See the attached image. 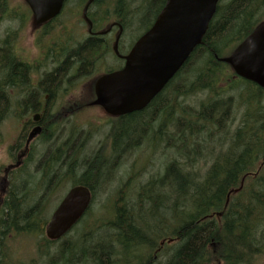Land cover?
Listing matches in <instances>:
<instances>
[{
	"label": "trees",
	"instance_id": "trees-1",
	"mask_svg": "<svg viewBox=\"0 0 264 264\" xmlns=\"http://www.w3.org/2000/svg\"><path fill=\"white\" fill-rule=\"evenodd\" d=\"M126 1L128 6H131L132 1H139L131 15L129 7L128 21L127 13L125 15L122 12ZM222 1L217 6L203 42L194 49L183 68L157 96L159 111L153 114L150 109L143 117V113H139V116L136 113L128 115L126 127L120 128V137L123 136L120 143L115 144L114 148L109 147L113 158L107 155L105 148L88 155L85 144V155L82 158L85 162H70V174L75 172L76 167L84 169L74 185H87L97 196L102 184L114 178L115 167L123 155L127 152L131 155L132 149L141 145V140L138 143L135 141L140 129L149 137V142H167V147L173 149L177 157L173 156L165 171L151 175L137 200L142 204L152 201L150 210L161 209L159 212L163 211L166 215L156 233L159 241L169 237L180 238L177 243H165L164 248L155 244L159 250L171 247L167 264H253L264 256V89L238 77L227 63L220 61L221 57L230 54L264 22V0H229L225 4ZM102 2L95 0L94 4L100 5ZM129 2L116 0L115 4L114 12L124 31L130 25L129 18L139 13L145 14L144 11L154 14L151 26L166 0ZM9 16L17 17L16 11L12 10L11 0H0V25ZM8 32L4 38H0V68L9 71L5 79H2L3 85L19 78L26 80L27 76L25 67L15 62L9 53L8 43L12 44L17 31ZM102 42L101 38L89 37L71 53L72 58L80 63V70L91 71L95 57L103 54L102 50L101 54L98 53L96 48ZM55 77L56 72L47 79L52 82ZM177 79L180 82L173 85ZM1 86L0 83V101L5 95ZM48 92L51 98V90ZM199 93H205V99L200 100L196 106L185 105L187 98ZM179 98L182 100L177 104ZM2 110L0 108V117ZM158 117L162 123L153 128ZM169 126L174 130L170 131ZM46 150L47 153H53L52 148ZM78 154L79 150L73 153L76 157ZM202 161L207 166L206 170L199 167ZM51 168L49 166L44 170L39 185L46 183ZM106 172H110V176L102 179V173ZM129 182L130 178L128 187ZM55 186L56 183L51 185L47 194ZM158 187V190H153ZM162 187L169 188L170 192L161 193ZM20 197L21 201H28L24 195ZM160 197H163V201H158ZM15 202L14 196L7 197L0 213V264H22L15 261L5 240L9 239L13 229L32 231L37 223H31V212L41 210L40 207L34 209V206L24 208ZM44 207L45 204L42 210ZM125 209L126 206L120 207L118 226L123 224ZM219 212L222 215L218 216ZM37 217L34 218L36 222ZM169 222L172 227H169ZM123 227H119L120 231L112 235V242L143 251L134 239L137 231L124 230ZM93 243L91 241L88 245L86 242L80 248L72 242L71 247L65 246L61 250L57 248L60 255L50 257L49 264H112V259L103 254L112 250V246L94 248ZM142 264L145 262L142 261Z\"/></svg>",
	"mask_w": 264,
	"mask_h": 264
},
{
	"label": "flooded vegetation",
	"instance_id": "flooded-vegetation-1",
	"mask_svg": "<svg viewBox=\"0 0 264 264\" xmlns=\"http://www.w3.org/2000/svg\"><path fill=\"white\" fill-rule=\"evenodd\" d=\"M70 2H73V8L70 7L67 11L69 14L67 16L68 23L64 21V24H60L58 18L64 13ZM86 2L87 0H66L62 12L57 17L34 28L32 30V34L35 36L34 51L29 53L28 48L22 46L20 28L17 30L12 44L8 43L9 53L13 55L15 62L25 67L27 76L26 80L19 78L12 83L3 85L2 79H5L9 71L3 67L2 70L0 68L1 90L6 95L0 101V108L3 109L0 126L9 123L15 125L17 130L16 137L6 151L7 160L0 165V213L5 207L6 198H10V195L15 197V203L18 206L21 204L24 208L34 206V209L40 207L42 210V206L48 203L49 196L57 189L58 183H62L64 178L67 179L70 176V162H85L82 158L85 155L83 151L86 143L92 145L93 150L96 151L103 144L114 148V145L120 143V139L123 137H120L122 129H117V126L126 124L128 115L147 114L150 109L153 114L159 111L160 102L157 97L153 98L144 109L119 116H112L102 106L95 104L96 78L121 69L125 64L123 56L127 55L129 51L127 44L122 41V37L119 39L118 52L114 50L120 29L118 25L110 26L109 32L102 34L96 18L90 13H88V18L92 22V26L88 24V20L84 16ZM79 6L80 10L77 12L75 8ZM24 7L26 10H15L16 14L32 17L30 8L26 4ZM22 11H25L26 14ZM70 22L73 24L69 25ZM81 22L87 24L88 33L86 35L78 31V28L82 26ZM118 22V20L113 21V23ZM77 31L79 35H77ZM89 37L103 40L100 46L96 47L97 52L101 54L102 50L103 54L95 57L96 62L94 61L90 72L80 70V63L71 56V53ZM1 45L2 42H0ZM109 55H112L113 62L111 63L105 62ZM99 61L102 62V65L96 67ZM66 62L68 63L65 65ZM114 62L115 64H113ZM63 65L64 67H62ZM101 67H106V69L101 71ZM55 72V80L49 82L47 77ZM48 90H51V98ZM95 113L101 116L96 122V126L92 123V118L88 117ZM140 130L135 137L137 143L139 140L142 141L140 147L129 158L128 152L123 155V159L115 167V177L112 180L116 181L121 175L128 176V165L137 161L138 151L143 144L149 146L158 144V140L149 142V137L144 135L142 129ZM47 148H52L53 153H47ZM76 150H79L77 157L73 155ZM109 156L113 158V155ZM49 166L53 168H51L46 183L39 185L43 179L44 170ZM117 167L119 168L116 170ZM81 171L83 173L84 169L77 167V172ZM103 174V178H105L111 173ZM54 183H56L55 188L47 194L46 191ZM126 190L128 194V188ZM21 194L28 198L27 202L21 201ZM128 206L130 208L128 217L125 218L127 223L124 230H128L129 227V230L137 231L134 239L138 241L143 252L134 247L116 244L112 242L113 238L108 242L105 240L94 242L93 247L101 246L103 248L111 245L112 250L103 254L112 259V264H142V261L145 264H154L156 261L167 264L171 249L169 251H166V248L163 249L165 239L159 242L158 235H156L159 226L164 221V218H156L160 209L154 208V211L149 213L152 218L146 219L139 211L145 206V203H130ZM45 209L46 207H44ZM34 213L36 215V211ZM116 223L114 220L112 226H118ZM142 232L143 234H141ZM126 236L128 235L126 234ZM169 238L171 241L175 240V243L180 240L178 237ZM91 241L92 238L90 243ZM155 244L162 245L163 248L159 250Z\"/></svg>",
	"mask_w": 264,
	"mask_h": 264
},
{
	"label": "water",
	"instance_id": "water-1",
	"mask_svg": "<svg viewBox=\"0 0 264 264\" xmlns=\"http://www.w3.org/2000/svg\"><path fill=\"white\" fill-rule=\"evenodd\" d=\"M25 2L33 12L34 24L40 25L60 14L65 0ZM93 2L88 0L84 8L87 19L89 6ZM218 3L219 0H166L153 25L124 56V67L97 79L95 103L112 115L143 109L203 42ZM88 22L92 25L90 20ZM220 60L228 63L237 76L264 88V22L231 54ZM91 200L92 193L88 187L78 185L71 188L48 222L47 236L52 240L61 238L82 217Z\"/></svg>",
	"mask_w": 264,
	"mask_h": 264
},
{
	"label": "rangeland",
	"instance_id": "rangeland-1",
	"mask_svg": "<svg viewBox=\"0 0 264 264\" xmlns=\"http://www.w3.org/2000/svg\"><path fill=\"white\" fill-rule=\"evenodd\" d=\"M130 0H128V3ZM229 0H223L222 3L224 2L227 3ZM109 3V4H108ZM116 0H103V2L100 5H92L90 9V14L93 15L97 22L98 25L100 26V30L104 31L108 29V25L113 22L114 20L117 19V15L115 14L116 10ZM126 6L124 5L122 7V12L126 15L127 13V21H128V9L130 7V15L132 14V10L136 8V6L139 4V1H132L131 6H128L127 1H126ZM25 2L24 0H11V6L12 10H22L26 9L24 7ZM71 8H73V2H70V5L65 9L64 13L58 18L60 20V24H64V21L67 22L68 18L67 16L69 15L67 11ZM76 11L78 12L80 10V6L78 8H75ZM109 9V10H107ZM106 10L108 11V15L106 14ZM25 13V11H22ZM121 12V13H122ZM145 14L139 13L137 16H133L129 18L130 25L127 26L126 30L124 31V35H122V40L127 44V49H129L133 46V44L137 41V39L149 28L151 21L153 20L154 14H150L148 11H144ZM26 14V13H25ZM105 14L107 15V18L105 19ZM27 15L23 14H17L16 18H13L12 16H9L6 20H4L1 25H0V38H4L8 31H17L19 28L21 29L19 31L22 32L20 34V38L22 39V46H26L28 48V52H32L35 50V36L32 34V30L36 28L33 26V20L32 22L30 18H26ZM82 17V15H81ZM26 18V19H25ZM83 18V17H82ZM72 22L69 23L71 25ZM73 24V23H72ZM80 25L81 27L78 28L79 32H82L83 35H86L88 33L87 29V24L84 22H81ZM77 31V35H79V32ZM5 32V33H4ZM79 38V37H77ZM226 51V48L224 49ZM112 55H109L106 58L107 63L113 62V59L111 58ZM115 64V62L113 63ZM102 65V62L100 63L97 62L96 67H100ZM106 67H101L100 70L104 71ZM96 77V76H95ZM179 79L175 80L173 82V85L179 83ZM169 94V92H168ZM206 94L205 93H199L196 95L190 96V98H187L185 101V105H192L196 106L200 100L205 99ZM181 98L178 99L177 104H180ZM183 104V102H182ZM242 112V111H240ZM240 112L238 113V116H240ZM145 116V113L142 114ZM88 117H91L92 123L94 125H97L98 119L101 117L100 115L95 114H90ZM240 120V118H239ZM159 123H162V121L157 118V121L151 123V126L158 127ZM237 124H235L233 127H235ZM126 124H118L117 129L119 128H125ZM151 127V128H152ZM170 131L174 130L173 127L169 126ZM16 132L17 130L15 129V125L13 124H2L0 126V165L2 162H5L6 159V151L8 150V147L10 143L13 141V139L16 137ZM170 133V132H169ZM166 139V138H165ZM87 144V149H86V154L90 155L94 152H97L101 149L107 150V154L110 155V149L107 147V145H101L99 149L93 150V146ZM167 142L156 148L154 147V150H151L149 146H143L141 148V152L139 153L137 157L138 160H145L146 158L148 159V163L146 165L142 166V171L141 175L139 176L136 172L135 166L140 167V164L142 162L138 163H132V165L128 166V176H126V179L122 180H117L115 181L110 188L108 189L107 192L106 189L109 186V181L108 183H103L102 186L99 188L98 193H97V199L94 204H92L90 210L88 213L85 215L84 219L81 221V223L75 225L73 229L69 232L66 238L60 239L58 241L54 242H48L46 235H45V221L41 222L43 219H46L47 217H50L52 211L56 208L58 205L60 199L65 195L67 190L72 186V184L81 176L79 172H77V167L75 168V172L73 174H70V176L67 179H63L62 183H58L57 189H55L52 194L48 198V203L45 205L46 209L44 210H37L36 215L37 217V222L35 218V213L31 212L32 216L29 218L31 220L32 224H36L33 226V230L30 231L28 230H22V229H13V233L8 236L9 239L5 240L6 247H9L11 249L13 258L15 261L18 263L22 264H49L50 260L49 258L51 257H56L57 255H60V250L65 247H71L72 240H74V243H77L79 246L82 244V240L78 241V239L81 236H85L86 239L90 238L92 235V241L97 243L99 240H105L109 241L110 239L114 238V234H117L120 229L119 227H123L125 229V225L127 222L123 221V224L120 226H101L98 224V222L102 223V225H107L111 223V217H112V208H111V201L114 197V202L120 203L122 202V196H123V190L121 188H129V193H128V200L132 201L134 199V189L131 187L134 185L136 188L138 186H142L146 183L147 178L150 176V174H153L154 176L157 175L160 172L165 171L166 165L172 160L173 156H176L175 151L169 147H167ZM96 149V148H95ZM150 152L149 155L146 153ZM146 154V155H144ZM150 156V157H149ZM177 157V156H176ZM199 167L202 169L206 170L207 166L201 162V166L199 164ZM115 172V171H114ZM115 174V173H114ZM104 177V174L102 175V178ZM115 177V175H114ZM130 178L129 182V187H128V180ZM102 179H100L98 182H100ZM121 187V188H118ZM138 189V188H137ZM170 192V189L165 187L161 189V193L165 192L168 193ZM105 192V193H103ZM158 201H163V197H160ZM158 201L156 203H158ZM161 210V209H160ZM159 210V211H160ZM150 206L144 207L143 214L145 215L146 219H151V215H148L150 212ZM170 214V213H168ZM94 217V218H93ZM166 215H164L163 211L162 213L159 212V215L156 216V218H164ZM93 218V219H89ZM172 219V218H171ZM156 221V220H154ZM178 221V219H177ZM169 227H172V223L169 222ZM129 230V227H128ZM147 232V231H143ZM143 232L141 234H143ZM105 235V236H104ZM119 236H116L117 238ZM46 240V241H45ZM77 240V241H75ZM57 248H60L58 251ZM171 247H166V251H169ZM89 250V249H88ZM141 251V250H140ZM143 252V251H141ZM53 262V261H52ZM253 264H264V256L259 257L257 260L253 262Z\"/></svg>",
	"mask_w": 264,
	"mask_h": 264
},
{
	"label": "bare ground",
	"instance_id": "bare-ground-1",
	"mask_svg": "<svg viewBox=\"0 0 264 264\" xmlns=\"http://www.w3.org/2000/svg\"><path fill=\"white\" fill-rule=\"evenodd\" d=\"M123 155V154H122ZM105 236V235H104ZM152 236V235H151ZM154 236V235H153Z\"/></svg>",
	"mask_w": 264,
	"mask_h": 264
}]
</instances>
